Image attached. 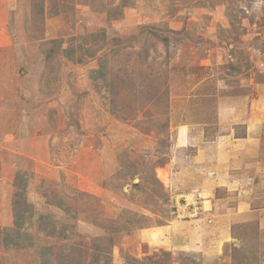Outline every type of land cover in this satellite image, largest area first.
I'll use <instances>...</instances> for the list:
<instances>
[{"label": "rangeland", "instance_id": "1", "mask_svg": "<svg viewBox=\"0 0 264 264\" xmlns=\"http://www.w3.org/2000/svg\"><path fill=\"white\" fill-rule=\"evenodd\" d=\"M254 116L264 0H0V264H264L254 217L197 247L159 230L201 219L195 150ZM231 141L252 158L226 204L264 201V141Z\"/></svg>", "mask_w": 264, "mask_h": 264}, {"label": "crops", "instance_id": "2", "mask_svg": "<svg viewBox=\"0 0 264 264\" xmlns=\"http://www.w3.org/2000/svg\"><path fill=\"white\" fill-rule=\"evenodd\" d=\"M223 116L224 115H222V118ZM249 119V121L241 120L235 123L236 126L232 128L234 130L233 136L228 133L223 135L222 137H218L219 135L217 134V141L202 143V146H199V148L195 150V156L191 161V163H193L192 169L188 170H190L192 175V181L190 182V184L192 186L194 185V191H197V193L202 196V198H204L201 203L203 206L202 212L200 213L201 219H192L191 221L187 220L182 222L176 220V222H178L179 224L169 222L168 225L162 227L163 229L160 228L159 230L167 231L166 234L168 235V237L167 235H165L166 239L164 241V244H167V241L169 240L171 242V246L174 247L177 245L182 247L183 244H187L190 247H197V244L200 242V238L205 239L207 236H210L211 242H218L221 240H226L224 242H227V237L230 236V230L234 224L247 222L249 220H252L253 217L257 218L259 229L264 230V217L261 216V212L264 210L263 196L262 199L261 197H259L257 203H255L256 199L252 201V199L248 200L243 197L238 198V200L236 199V203L233 205H228L225 201L226 199L237 198L235 196L236 193L232 192L231 190L234 189L232 185L236 183V180L241 174L238 171L241 165L240 157H242V160L245 161L247 168H251L250 166L248 167V165L250 164V160L252 157L243 154L238 157L237 155H234L235 152L231 153L232 151L228 150L220 151V146L226 145L221 144L220 141L223 137H232L234 142L231 141L229 144L230 146L242 148V150L245 151V154H253L255 151H257L259 147L255 145V143H257L255 142V140H260V142L261 140L264 141V129L262 127V125H264V117L261 118L258 116H254V118ZM239 126H242V129L244 127V136L241 135V133H239L240 135L235 134V132L241 130ZM259 131H261L260 135ZM250 134H253V136L257 134V137L252 138ZM192 136L191 139L190 137H188L189 141H199V138H196V136ZM241 141L244 143H236ZM251 143L253 144L252 147L251 145L248 146ZM195 145L198 146V144ZM195 145L192 144L190 146L193 147ZM249 172L250 171L247 170V173ZM218 190L226 191L227 194L218 198V196H216ZM181 198L184 199L186 198V196L182 195ZM254 204H257L258 207L254 208ZM261 205L263 207H261ZM180 206L183 207L182 205ZM220 206L224 207L225 209L221 208ZM189 214H191L192 216L194 213L189 212ZM209 220H211L212 222L208 223ZM188 225L190 226L191 230H188V232H186L182 228H186ZM149 230L157 229L152 228L142 230L145 231L146 235H144L147 236V238L151 237L149 233H151L152 231ZM212 236L213 240L211 238Z\"/></svg>", "mask_w": 264, "mask_h": 264}, {"label": "trees", "instance_id": "3", "mask_svg": "<svg viewBox=\"0 0 264 264\" xmlns=\"http://www.w3.org/2000/svg\"><path fill=\"white\" fill-rule=\"evenodd\" d=\"M119 12V11H118ZM90 37H92V38H94V37H96V35L95 34H92V35H90ZM115 42V41H114ZM117 43L119 42V41H116ZM102 71L101 70H99L98 71V73H101ZM25 173V172H24ZM23 172H19V173H17L16 174V178H15V180H16V184H15V186L16 187H21L22 188V193H20V197L22 198V199H24L23 201H20V205H23V208H25L24 210H27V211H32V206L27 202V199H26V190H27V187H28V183H29V178L26 176V173L24 174ZM17 182H20V184H17ZM20 188V189H21ZM17 196V195H16ZM16 201H14L13 203H12V205H13V211H14V225H15V227H17L18 228V225H20L21 224V221L23 220V212H25V211H23V212H18L16 209H15V205H16ZM20 222V224H18ZM6 238H8V237H6ZM106 240H108L109 242H110V244L112 245L113 244V240H112V238L109 236V237H107L106 238ZM6 241H7V239H6ZM6 245H7V243H6ZM8 246V245H7Z\"/></svg>", "mask_w": 264, "mask_h": 264}]
</instances>
